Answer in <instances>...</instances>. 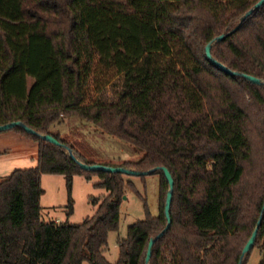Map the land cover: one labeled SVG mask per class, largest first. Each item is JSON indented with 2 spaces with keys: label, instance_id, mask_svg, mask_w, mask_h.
<instances>
[{
  "label": "trees",
  "instance_id": "trees-1",
  "mask_svg": "<svg viewBox=\"0 0 264 264\" xmlns=\"http://www.w3.org/2000/svg\"><path fill=\"white\" fill-rule=\"evenodd\" d=\"M259 1L0 0V125L21 121L87 164L97 162L52 131L69 116L131 144L143 156L120 167L166 166L175 180L172 224L150 264H239L264 205V85L225 73L206 47ZM212 54L264 80V5ZM12 129L37 141L39 162L0 181V264H146L151 238L167 225L163 171L159 214L146 204L112 263L104 252L134 183L83 169L63 147ZM44 174L66 177L70 214L75 175L99 178L107 193L81 223L46 221ZM254 249L264 264V217L244 264Z\"/></svg>",
  "mask_w": 264,
  "mask_h": 264
},
{
  "label": "rangeland",
  "instance_id": "rangeland-1",
  "mask_svg": "<svg viewBox=\"0 0 264 264\" xmlns=\"http://www.w3.org/2000/svg\"><path fill=\"white\" fill-rule=\"evenodd\" d=\"M32 82V80H31ZM113 93H108L110 100ZM54 133L79 145L80 149L93 156L97 164L120 167L125 161L139 160L143 153L131 144L104 133L93 123L78 116H69L64 122L52 127ZM39 162V144L32 137L21 135L14 129L0 131V181L17 169L35 168ZM125 179L134 183L128 188L126 198L120 206V225L109 235L104 255L112 263L120 257L118 242L128 234V228L147 217V207L152 215L160 209V176L150 174L144 177L124 174ZM99 178L88 180L75 175L72 183L73 213L70 214V195L67 179L63 175L44 174L42 176L43 194L41 197L42 214L46 221L69 222L78 224L96 212L93 198L103 197L106 190L96 187ZM146 204L148 205L146 207ZM262 255L258 249L250 254L247 264H259Z\"/></svg>",
  "mask_w": 264,
  "mask_h": 264
},
{
  "label": "water",
  "instance_id": "water-1",
  "mask_svg": "<svg viewBox=\"0 0 264 264\" xmlns=\"http://www.w3.org/2000/svg\"><path fill=\"white\" fill-rule=\"evenodd\" d=\"M263 5H264V0H260L259 2H257L253 8H251L244 16L241 17L240 23L238 24V26L234 30H232L231 32H229L227 34H221L220 36L216 37L210 44H208L206 47V53H207L208 59L213 64H215L217 67H219L222 71H224L225 73L232 75V76L244 77V78H247L248 80H250L254 83L264 85V80H262L256 76H252V75L243 74L240 72L233 71L230 68H228L226 65H224L222 62L217 60L212 54V47L214 46V44L221 42L224 39H226L227 36L231 35L234 31H236L240 27V25L242 24V22L246 18H248L250 15H252L255 11L259 10ZM14 127H20L23 130H25L26 132L31 133V134L39 137L42 140H46V141H49V142H51L57 146L63 147L68 152L71 159L75 163H77L81 168L86 169V170L102 171V172H110V173H123V174H127V175H135V176H142V175L146 176V175H150V174H156L159 171H163L167 180L169 181V190L167 193V198H166V203H165V215L167 218V225L157 236L152 237L150 242H149L147 256H146V264H150L155 242L159 238H161L169 230V228L171 227V224H172L171 207H172V202H173L175 180L173 178L171 171L166 166H157V167H154V168L149 169L147 171L140 172V171H136V170L127 169L125 167H111V166H106V165H101V164H87V163H85V162H83L77 158V156L75 155L72 148H70L66 144L61 143L54 136H52L50 134L39 133L38 131L29 127L28 125H26L25 123H23L21 121H13V122H9L6 124H2V125H0V131L11 129ZM124 198H126V196ZM263 217H264V205H263V208L261 211L260 218L256 224V227H255L251 237L249 238L248 242L246 243V245L243 248L239 264H244L245 257L250 252V250L253 248V246L255 244V240H256L257 235H258L259 228L262 224Z\"/></svg>",
  "mask_w": 264,
  "mask_h": 264
}]
</instances>
